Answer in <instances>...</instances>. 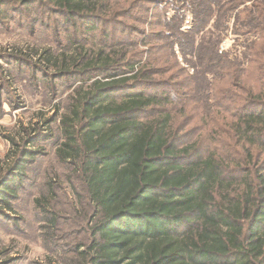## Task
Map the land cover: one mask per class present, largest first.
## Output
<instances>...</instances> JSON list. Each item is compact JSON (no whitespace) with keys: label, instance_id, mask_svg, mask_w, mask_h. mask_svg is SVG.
I'll use <instances>...</instances> for the list:
<instances>
[{"label":"trees","instance_id":"16d2710c","mask_svg":"<svg viewBox=\"0 0 264 264\" xmlns=\"http://www.w3.org/2000/svg\"><path fill=\"white\" fill-rule=\"evenodd\" d=\"M46 3L77 29L75 20H83L88 33L78 40L67 32L55 57L46 51L57 73L80 81L60 119L57 156L83 182L93 209V240L81 252L88 264H264V0H172L171 16L161 9L172 38L196 60L194 93L213 102L220 76L225 97L235 96L228 152L181 136L169 107L187 113L184 84L158 79L173 61H143L134 27L124 32L132 41L116 38L112 26L120 22L106 18L116 13L110 0H0V12ZM188 13L192 27L184 31ZM229 33L241 39L246 62L220 50ZM234 68L257 70L253 85L239 76L234 84ZM30 134L21 144L10 137L17 149L0 158L1 217L9 219L27 167L43 154L28 147Z\"/></svg>","mask_w":264,"mask_h":264},{"label":"rangeland","instance_id":"374dc122","mask_svg":"<svg viewBox=\"0 0 264 264\" xmlns=\"http://www.w3.org/2000/svg\"><path fill=\"white\" fill-rule=\"evenodd\" d=\"M110 1L116 13L106 18L120 22V26L113 22L116 38H130L131 34L124 32L131 31L127 26L134 27L133 40L137 43L134 49L142 51L143 61L155 57L161 62L173 61L172 67L168 64L164 68L169 70L163 76L156 77L184 84L187 113L180 106L169 107L176 114L174 118L181 136L189 135L192 141L198 139V144L205 150L210 146L211 151L217 148L220 152H228L223 141L229 129L227 120H234L236 109L231 101L235 96L231 100L225 97L227 87L220 82V76L216 78L217 85L223 88L217 91L213 102L194 93L190 75L195 71L192 66L196 60L185 54L189 48L186 46L183 50L178 35L172 38V30L163 23L161 9L171 16L174 13L172 0ZM20 9L0 12V158H7L17 149L10 137L21 144L28 132L32 137L36 136V141L33 139L28 147L43 154L37 155L27 167L28 176L19 188L9 219L0 216V264H88L87 256L81 252L93 240V209L86 199L83 182L57 156L62 137L60 119L80 81L74 83L60 75L52 62L46 60L47 49H51L49 53L53 57L61 50L67 41V32H73L78 40L88 33L83 20H75L79 25L77 29L64 12L47 3ZM180 24L181 30H189L191 15L188 13ZM167 33L170 34L168 38ZM240 41L229 33L222 39L220 50H226L230 58L238 54L246 62L242 48H239ZM245 52L252 57L251 53ZM248 66L246 63L245 67ZM257 72L254 70L248 75L234 68L230 78L234 79V84L239 76L253 85ZM92 81L93 78L89 79L86 85ZM177 110L182 111L183 116ZM259 165L264 168V160H260ZM52 216L56 217L55 231L49 226Z\"/></svg>","mask_w":264,"mask_h":264}]
</instances>
